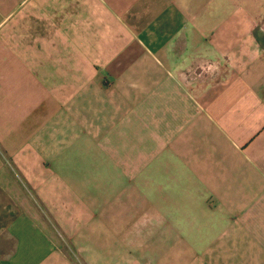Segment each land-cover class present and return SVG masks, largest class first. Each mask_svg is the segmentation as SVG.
Returning a JSON list of instances; mask_svg holds the SVG:
<instances>
[{"label":"crops","instance_id":"0c3cea01","mask_svg":"<svg viewBox=\"0 0 264 264\" xmlns=\"http://www.w3.org/2000/svg\"><path fill=\"white\" fill-rule=\"evenodd\" d=\"M0 264H264V0H0Z\"/></svg>","mask_w":264,"mask_h":264}]
</instances>
